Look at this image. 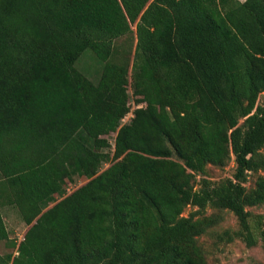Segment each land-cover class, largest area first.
I'll use <instances>...</instances> for the list:
<instances>
[{
  "label": "trees",
  "instance_id": "16d2710c",
  "mask_svg": "<svg viewBox=\"0 0 264 264\" xmlns=\"http://www.w3.org/2000/svg\"><path fill=\"white\" fill-rule=\"evenodd\" d=\"M87 51L104 64L97 84L76 68ZM131 62L146 107L121 125ZM262 94L264 0H0V243L14 250L0 264H207L209 207L255 246ZM232 158L233 178L207 179ZM75 177L87 183L67 195ZM5 207L29 227L20 243Z\"/></svg>",
  "mask_w": 264,
  "mask_h": 264
},
{
  "label": "rangeland",
  "instance_id": "374dc122",
  "mask_svg": "<svg viewBox=\"0 0 264 264\" xmlns=\"http://www.w3.org/2000/svg\"><path fill=\"white\" fill-rule=\"evenodd\" d=\"M136 43L137 41L134 35L131 34L115 42L118 53H116V58L114 60L120 62L123 57L130 54L132 48L134 52ZM132 65L133 62L130 63L129 85L127 87L128 107L130 109L128 114L134 113L138 108L146 107V103L138 102L139 97L134 92L135 78ZM103 67L104 64L100 62L91 51L85 52L76 63V68L95 84L100 81ZM258 104L264 105V94L260 96ZM128 114L123 117L124 121H121V124H128L131 122V116H127ZM242 123L243 120L240 124ZM102 138L106 139L110 144L109 148L104 150L110 155V158L103 163L100 169L101 171L107 169L113 163L112 158L115 151L116 134L103 136ZM235 170L236 162L234 158H232L225 167L208 166L207 179L216 185L225 179L233 178ZM260 175H264V172L249 175L246 182L248 190L254 189L256 180ZM198 181L199 180H196L195 189H200ZM85 183H87V179L75 177L72 183H68L65 186L67 195L73 193ZM195 210V208L190 206L186 208L183 216L188 217ZM247 210L253 215L250 219V225L256 239V245L252 247L248 246L247 242L242 238L234 236L235 233L239 231L240 225L233 213L229 211H218L210 207L205 211L203 214L204 216H214L218 219L213 227L198 238V243L203 250L207 264H264V237L262 234L264 232V204L248 207ZM3 215L11 239L20 243L29 227L23 221L20 213L15 207H5L3 209ZM230 236H233L232 240L229 239ZM13 252L14 250L9 248L6 242L0 243V254L5 255Z\"/></svg>",
  "mask_w": 264,
  "mask_h": 264
},
{
  "label": "built area",
  "instance_id": "2783aa9c",
  "mask_svg": "<svg viewBox=\"0 0 264 264\" xmlns=\"http://www.w3.org/2000/svg\"><path fill=\"white\" fill-rule=\"evenodd\" d=\"M138 109H140V108H138ZM134 112H135V111H134ZM129 115L131 116V119L134 118V113H131V114L129 113L127 116H129ZM131 119H130V120H131ZM121 121H124V119H122ZM125 124H127V123H125ZM125 124L122 123L121 125H125Z\"/></svg>",
  "mask_w": 264,
  "mask_h": 264
},
{
  "label": "crops",
  "instance_id": "0c3cea01",
  "mask_svg": "<svg viewBox=\"0 0 264 264\" xmlns=\"http://www.w3.org/2000/svg\"><path fill=\"white\" fill-rule=\"evenodd\" d=\"M4 219H5V217H4Z\"/></svg>",
  "mask_w": 264,
  "mask_h": 264
}]
</instances>
